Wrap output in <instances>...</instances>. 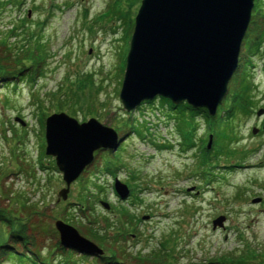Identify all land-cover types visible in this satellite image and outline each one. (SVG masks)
Returning a JSON list of instances; mask_svg holds the SVG:
<instances>
[{
	"label": "rangeland",
	"instance_id": "rangeland-1",
	"mask_svg": "<svg viewBox=\"0 0 264 264\" xmlns=\"http://www.w3.org/2000/svg\"><path fill=\"white\" fill-rule=\"evenodd\" d=\"M141 1L0 0V245L51 264H264V114L257 116L264 108V43L258 55L245 48L246 36L264 30V9L251 19L227 93L246 71L255 88L252 110L222 118L226 95L214 116L217 134L203 115L192 131L185 115V139L179 110L160 97L133 112L119 97ZM27 49L42 60L37 68L17 64L31 58ZM60 111L80 122L94 117L122 139L116 150L95 152L66 199L59 196L66 187L62 172L45 152L46 117ZM107 156L114 173L104 170ZM117 178L130 189L126 200L115 191ZM220 215L224 227L213 229ZM58 219L104 253L62 246ZM108 224L113 227L104 229ZM16 253L3 264H20Z\"/></svg>",
	"mask_w": 264,
	"mask_h": 264
},
{
	"label": "water",
	"instance_id": "water-1",
	"mask_svg": "<svg viewBox=\"0 0 264 264\" xmlns=\"http://www.w3.org/2000/svg\"><path fill=\"white\" fill-rule=\"evenodd\" d=\"M255 1L142 0L119 93L123 108L132 112L143 102L162 97L216 115L238 67ZM263 114L260 108L257 116ZM258 131L253 128V133ZM45 138V152L54 156L66 183L59 192L63 199L71 183L94 161L95 152L116 150L122 140L115 129L96 118L80 122L64 111L46 117ZM114 188L121 200L129 197L128 185L118 178ZM101 203L110 208L107 202ZM224 222L225 216H218L213 229L224 227ZM55 225L62 246L85 255L104 253L71 224L58 219Z\"/></svg>",
	"mask_w": 264,
	"mask_h": 264
},
{
	"label": "trees",
	"instance_id": "trees-1",
	"mask_svg": "<svg viewBox=\"0 0 264 264\" xmlns=\"http://www.w3.org/2000/svg\"><path fill=\"white\" fill-rule=\"evenodd\" d=\"M264 9V0H261L260 1V5L258 8L256 9H253V11L255 13H253L252 15V18L254 17V15L256 13H259L260 10L262 11ZM264 28V27H263ZM14 33V32H12ZM31 38V37H30ZM33 39V38H32ZM246 50H247V55L249 56H252V55H258L262 48H263V43H264V30L260 31V34L256 37H251V36H246ZM4 43H6V40H4ZM39 43H41L39 41ZM22 46H19L18 49L22 50V47L25 46V44H21ZM34 50L37 51L38 50V47H34ZM26 53V56L29 55L31 56V58H26L25 61H21V62H18L17 64H24L25 67L29 68V67H32V68H37L39 65H41L40 63H42V60L41 59H36V58H33L32 57V54H33V50L32 49H27L25 51ZM39 56V55H38ZM40 57V56H39ZM29 60V61H27ZM250 61V60H249ZM3 70V66H1L0 64V71ZM35 71V70H34ZM31 76H32V79H33V71L31 72ZM253 90H255L254 88V84L253 82L250 80L249 78V75L246 71H243L242 74H239L237 76V78H235V83H234V87L232 88V90H230L229 94H227L226 98V102L223 104V115H222V118H226L227 120H233L236 118V116L238 115H244V116H247L249 111L252 110L253 106H254V95H253ZM160 100L163 102V103H166V104H169L170 107L174 110V109H178L179 112L178 113V129L179 131L181 132V134L184 136L185 139H187L190 135V130H186L185 128V125H184V117L185 115H189L192 119H193V122L190 124V126H192V131L193 130H196L197 129V124H196V121L198 119V116L199 115H203V117L205 118V120L207 121L208 123V130L209 131H213V132H216L215 134H217V129H216V124H214V122H216V120L218 119V116L217 117H214V116H210L208 111L205 109V108H193L191 107L190 105H188L187 103H182L180 105H174L170 100L166 99V98H160ZM152 101H145L143 102L144 104L146 103H152ZM78 103V100L76 99V102L74 105L72 106H76ZM75 108V107H74ZM75 113V111H73ZM183 125V126H182ZM188 126V125H187ZM139 128L137 126H134L132 128L133 131H138L140 132V130H138ZM191 131V132H192ZM231 132L233 133V129L231 130ZM229 136L228 134L224 133L223 134V137L226 139V137ZM231 139H232V136H229ZM215 144H216V141L214 139V144H213V149L215 147ZM229 149L227 150V153L229 152L230 154H232L233 152V147L230 148V146L228 147ZM207 149V148H206ZM205 149V150H206ZM204 150V155H205V159L203 162H207L209 161V155L208 153H211L209 150L205 151ZM217 155V154H216ZM111 157L110 156H107L106 159H105V163H104V170L107 171V172H112L114 173V171H116L117 167H115L113 165V161H111ZM99 176L98 172H94V176H93V179H91V183L92 184H95L96 185V180L94 178H97ZM81 201L83 202V200L81 199ZM80 202V203H82ZM83 204V203H82ZM125 215V214H124ZM4 216V215H3ZM6 217V216H5ZM7 218V217H6ZM26 224V223H23L19 226V228L17 230H12V234L11 236H14L16 235V233H19L18 231H22V228H23V225ZM113 227L112 224H108L107 228H104V229H109ZM95 234L96 235H100L98 231H95ZM103 237V236H101ZM8 248L7 245H0V264H3V262L1 261L3 259V257H10V255L12 253H16L14 250L11 251L6 249ZM18 254V262L20 264H25L27 263L28 261H33L35 264H51L50 261H48V258L47 257H44L42 260H38L36 261V259L32 258L31 255L27 254V253H16ZM37 255H39L40 253H35ZM83 258H86L87 256H82ZM164 264H171L169 262H165Z\"/></svg>",
	"mask_w": 264,
	"mask_h": 264
},
{
	"label": "flooded vegetation",
	"instance_id": "flooded-vegetation-1",
	"mask_svg": "<svg viewBox=\"0 0 264 264\" xmlns=\"http://www.w3.org/2000/svg\"><path fill=\"white\" fill-rule=\"evenodd\" d=\"M264 121V120H263ZM263 123V122H262ZM189 145V144H188ZM190 147L189 148H191V147H193L194 146V144L193 143H190V145H189Z\"/></svg>",
	"mask_w": 264,
	"mask_h": 264
}]
</instances>
